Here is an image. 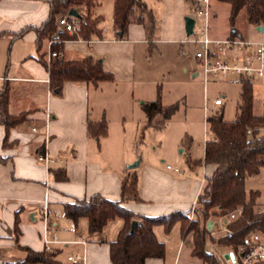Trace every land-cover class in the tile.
I'll list each match as a JSON object with an SVG mask.
<instances>
[{"label": "crops", "instance_id": "crops-1", "mask_svg": "<svg viewBox=\"0 0 264 264\" xmlns=\"http://www.w3.org/2000/svg\"><path fill=\"white\" fill-rule=\"evenodd\" d=\"M105 1L97 4L96 15L104 17L100 9ZM193 1L180 0L182 12L177 17L176 31L166 40L184 43L187 36L185 17L193 16ZM186 3L190 6V13L185 12ZM49 14V0H0V90L6 85L10 88L11 114H28L26 121L8 132L0 124V155L7 158L5 162L0 161V264L25 258L21 254L24 251L17 248L18 243L14 237L17 219L21 230L19 244L37 251L44 250L43 233L46 225L42 220L41 208L46 201L57 233L62 232L67 241L86 236L87 264H114L110 256V243L117 239L124 226V219L110 220L102 232L93 234L89 230L88 218H80L76 225L65 216L64 204L75 199H89L95 194L111 200L121 198L123 179L136 167L131 168L125 162L112 163L96 147L105 136L100 140L91 136L88 122L102 121L108 111L101 103H94L91 88L99 89L107 82H112L118 93L120 85L135 84L136 73L139 71L137 56L145 49L143 44L155 39H151L145 26L137 22L130 24L125 39H119L113 24L110 29L103 22L102 39L86 40L77 36L74 39L58 40L57 43L63 48L61 56L71 60L90 57L94 63H101L105 71L112 73L114 79L102 81L98 85L67 81L62 92L56 93L51 88L47 67L39 60L40 53H46L48 60L50 40L45 41L42 50L38 51V32L35 29L47 20ZM196 68L193 70L194 77L200 75ZM152 101L155 100L141 102V110H144L145 102ZM145 116L147 118L146 113ZM45 124L48 125L46 132ZM34 126L39 130L33 131ZM190 144L188 140L187 147ZM42 150H47L59 160L51 169L46 168L38 159ZM184 151V148L181 149V152ZM204 156L205 148L201 158L193 157L188 151V164L195 175L183 172L182 169L176 172L168 166L167 170L171 172L160 173L155 167L148 166L146 174L139 176L142 202H130L127 206L138 215L148 216L190 211L196 204L204 179L216 169L215 164L193 163L204 159ZM201 165L204 166L205 178L200 180L196 170ZM56 170L65 171L67 179H58ZM250 179H261L264 183V171ZM260 192L258 203L263 204V191ZM160 228L163 225L154 227L157 237ZM56 251H59L57 258L69 264L64 257V248L58 247ZM181 252L183 250L180 251L178 247L176 260ZM189 256L193 257L191 254ZM146 264H167V259L166 256L148 258Z\"/></svg>", "mask_w": 264, "mask_h": 264}, {"label": "trees", "instance_id": "trees-1", "mask_svg": "<svg viewBox=\"0 0 264 264\" xmlns=\"http://www.w3.org/2000/svg\"><path fill=\"white\" fill-rule=\"evenodd\" d=\"M103 0H49L50 14L47 20L35 27L38 32L37 47L41 51L45 41L58 39L61 41L81 36L86 40L102 39L104 17L96 15L94 9ZM215 4H227L230 7V22L236 25L238 16L242 13L247 22L257 26L264 24V0H212ZM75 7L80 16L73 17L77 30L70 34L59 26L60 17ZM143 24L148 36L157 29V19L154 12L144 0H114L113 26L119 39L128 35L131 23ZM235 33L231 30V35ZM239 33V31H238ZM51 50L62 52L60 43L54 42ZM39 60L47 67L50 74V85L54 92L61 93L64 83L87 82L98 85L102 81L114 79V75L103 69L101 63H94L90 57L76 60L57 56L49 62L46 53H40ZM242 85L241 101L237 117L232 120L224 118L223 111L209 116L208 123L213 138L205 147L204 159L193 161L215 164V171L205 178L203 187L197 197L194 215L195 220L188 224L190 214L186 211H175L157 216L138 215L127 204L142 202L139 193V175L136 170L128 172L123 179L121 198L111 200L101 194H95L89 199H75L64 204V214L75 224L82 217L88 218L91 233L102 232L110 220L123 218L125 223L116 240L110 243V256L114 264H146L148 258H162L166 253V245L160 241L154 231L156 225H163L170 232L176 223L181 224L183 237L194 231V249L192 255L205 261V264H219L216 257L209 252V222L215 216L224 215L235 209L242 208L243 215L233 223L235 234L231 238L219 240L220 246H237L252 230H264V210L257 209L260 190L248 189L247 181L262 173L264 165V106L261 114L254 110V84L247 78L239 79ZM10 88L6 85L0 90V124L7 132L27 120V113L13 115L9 111ZM143 109L147 115V127L154 125L157 115H163L164 120L158 123L163 126L175 112V106L164 105L160 96L152 102H145ZM252 134H248V130ZM88 131L97 140L108 134V122L89 121ZM7 141V139H6ZM45 150H42L43 153ZM7 158L0 155V161ZM55 175L60 180L67 179L63 170H56ZM137 220L134 230L132 222ZM21 230L19 220H16L15 239L17 248L23 250L26 256L17 262L4 264H64L58 258L59 251L48 252L45 249L37 251L19 244Z\"/></svg>", "mask_w": 264, "mask_h": 264}, {"label": "rangeland", "instance_id": "rangeland-1", "mask_svg": "<svg viewBox=\"0 0 264 264\" xmlns=\"http://www.w3.org/2000/svg\"><path fill=\"white\" fill-rule=\"evenodd\" d=\"M144 1L156 16L157 29L151 35V39L155 40L143 44L145 49L137 56L139 71L136 73L135 84L120 85L118 93L115 83L112 82H107L99 89L91 88L94 103H101L108 111L105 118L108 122V134L101 138L96 147L101 149L103 157L112 163L125 162L126 165H134L140 162V165L133 169L140 177L146 174L148 166L155 167L160 173L171 172L167 170L168 165L195 175L188 164V151L190 150L195 158L203 157L205 141L213 138L211 127L206 120L208 116L223 111L226 120L232 121L237 117L242 85L236 75H231L224 81H211L207 86L201 75L194 77L193 70L196 67L199 70L195 58L199 46L185 42L188 36L184 43L166 40L176 31L177 17L182 12L180 0ZM113 5V0H106L100 9L105 17L104 25L110 29L114 18ZM183 5L182 2V7ZM184 8L185 12L190 13V6L187 3ZM233 28L237 29V33L239 31L242 38L264 41V24L263 30H260L259 26L247 22L241 13L236 25L232 26L229 5L212 2L210 18L212 35L225 38L231 35ZM253 84L254 110L261 113L264 106V77L254 78ZM159 96L164 105L175 106L176 110L163 126H158V123L164 120L163 115H157L154 125L146 128L148 118L139 104L147 100H156ZM219 96L223 99V105L215 106L214 100ZM206 100L211 108L207 116ZM261 133L264 134V128L261 129ZM188 140L191 142L189 147L186 145ZM183 148L185 151L181 152ZM203 170V165L196 170L200 180L205 178ZM247 188L260 189L264 195V183L261 179H248ZM257 209L263 211L264 203H258ZM187 212L190 214L188 220L190 224L195 220V215L192 214V209ZM61 219L63 220L64 216ZM211 220L218 223L220 217L215 216ZM160 229L158 237L166 243L167 264H205L203 259L189 256L194 249L193 230L183 237L180 223H176L170 232L164 226ZM58 235L61 240H65L62 232L58 231ZM75 239L77 237L70 240ZM183 239L191 243L192 248L190 251L183 250L176 260L178 247L181 246ZM62 248L65 259L69 254L82 250V247L76 245ZM21 254L26 256L25 252Z\"/></svg>", "mask_w": 264, "mask_h": 264}, {"label": "built area", "instance_id": "built-area-1", "mask_svg": "<svg viewBox=\"0 0 264 264\" xmlns=\"http://www.w3.org/2000/svg\"><path fill=\"white\" fill-rule=\"evenodd\" d=\"M212 15V0H194L193 17L196 19L194 33L189 36L185 42L199 46L195 53V58L199 67L198 73L202 76L205 86L211 81H224L231 75L238 78H247L253 81L254 78L264 77V41H253L242 38L241 34L229 35L225 38L214 37L210 32V18ZM68 13L62 15L59 20V26L62 30L69 33H75L77 27L71 20ZM198 19H201L200 21ZM235 33V32H234ZM58 39L49 41L48 61L60 56L61 53L51 50V46ZM205 114L207 116L209 107L206 100ZM215 106L223 105L222 97H218L213 103ZM207 117V122H208ZM45 124V132L47 128ZM39 128L34 126L33 131ZM252 134V130H248ZM38 159L46 168L58 163V158L51 156L47 150L38 155ZM168 168L181 172L180 168ZM264 171V165L262 167ZM195 206L192 208L194 215ZM42 220L45 223L43 233L44 249L48 252H55L58 247L69 245H81L82 250L69 254L66 261L69 264H87V245L88 241L84 237L75 240H61L58 233L54 230V222L51 219L49 203L46 201L41 208ZM243 215V209L238 208L224 215H220V221L209 226V252L212 253L219 264H264V230L255 229L250 231L237 246H220L219 240L231 238L235 234L233 223ZM192 248L191 243L183 239L180 251ZM219 248H223L220 250ZM226 256H228L226 258Z\"/></svg>", "mask_w": 264, "mask_h": 264}, {"label": "water", "instance_id": "water-1", "mask_svg": "<svg viewBox=\"0 0 264 264\" xmlns=\"http://www.w3.org/2000/svg\"><path fill=\"white\" fill-rule=\"evenodd\" d=\"M69 15L73 16V17H79L80 16V13L78 11L77 8L75 7H72L69 12H68ZM195 23H196V19L193 17V16H186L185 17V30H186V35L189 37L191 36L193 33H194V27H195ZM259 29L260 30H263V26H259ZM235 28L232 29V32H235ZM140 162H136L134 165H130L131 168H135L139 165ZM137 224V220H134L132 222V227H131V230L133 231L135 226ZM212 222L210 221L209 222V226H211Z\"/></svg>", "mask_w": 264, "mask_h": 264}]
</instances>
